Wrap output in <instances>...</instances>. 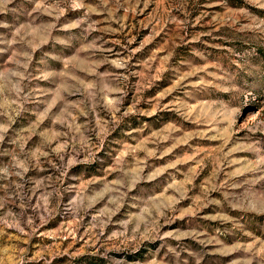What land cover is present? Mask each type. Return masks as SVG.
<instances>
[{
	"label": "rangeland",
	"instance_id": "1",
	"mask_svg": "<svg viewBox=\"0 0 264 264\" xmlns=\"http://www.w3.org/2000/svg\"><path fill=\"white\" fill-rule=\"evenodd\" d=\"M0 264H264V0H0Z\"/></svg>",
	"mask_w": 264,
	"mask_h": 264
}]
</instances>
